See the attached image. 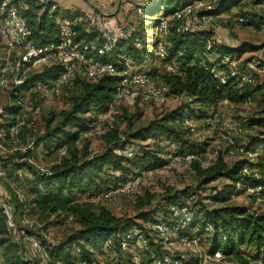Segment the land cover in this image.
<instances>
[{
  "label": "trees",
  "instance_id": "trees-1",
  "mask_svg": "<svg viewBox=\"0 0 264 264\" xmlns=\"http://www.w3.org/2000/svg\"><path fill=\"white\" fill-rule=\"evenodd\" d=\"M25 1L26 7H21L19 14L29 31V37L38 46L57 43L58 14L56 11L42 13L40 12L42 6L38 0ZM174 1L173 6L168 8L164 6L165 0H157L152 5L144 7L143 12L153 16L160 10V4H162L165 16H172L178 8L195 0ZM240 2L241 0L217 1L215 7L210 11L215 15L213 23L219 15L229 13ZM69 9L71 8L65 11L67 12ZM74 10L76 14L83 12L79 9ZM133 11L136 13V6L129 3L119 9L117 17L133 20L132 18L135 17L134 14L132 15ZM233 14L238 16L237 21L245 26L255 25L259 28L260 25L264 24V19L252 13L233 12ZM239 18H243L242 21ZM151 22L154 25L157 21L151 20ZM176 22L175 18L169 17L166 55L160 59L156 54H153L161 63L157 66L149 58L150 52L144 48L143 44L141 47L135 45L134 38L141 36L143 25L142 23L138 25L135 20L134 23L139 27L138 34L133 35L128 41H120L112 55L104 56L101 59L117 62L120 60L119 54L127 53L132 57L136 69L145 71L154 78L158 76L159 81L167 86L169 96L185 95L187 98V103L181 110L163 114L158 120H153L147 126L137 130L132 138L145 141L147 137H156L159 149L163 150L159 144L163 141L169 147L175 145L170 151L181 154L191 153L201 157L206 152V144L203 142L193 144L186 140L185 133L191 131L183 125V121L193 117L198 118L200 115L214 119V115L217 114L218 109L223 104L231 106L249 101L257 91L264 90V76L247 69L246 63L251 59L243 60L241 58V55L246 50L253 49L255 44L242 41L236 45H227L222 40H217V31L211 28H197L190 32L179 33L175 30ZM79 36L84 37L87 42L92 40L99 42L101 31L96 27L89 33L81 31ZM224 56L240 58L239 69L252 73L255 83H242L232 76L221 82L215 74L217 71H228V66L222 63ZM256 61L258 66L264 67V59H257ZM166 63H171L177 67L179 74L168 71L165 68ZM59 72V65L53 64L44 67L39 72L29 73L23 83L15 86L11 91L13 104L7 106L12 109L10 113H15L17 118L22 109V99L25 93L31 92V94L41 97L32 90L33 85L37 82L47 84L54 80ZM73 83L72 87L77 86L79 91L72 96L71 107L62 114L59 125L51 128L50 124L53 117L47 119L45 132L33 141L34 148L45 143L47 149H52L50 144L54 142L55 150H63L65 156L53 163L44 172L34 167L29 152L7 157L0 155V166L5 171L6 178L13 182L18 180L17 172L19 170H26L30 173L31 178L27 185L26 198L21 192L16 191L14 193L18 199L15 202L17 208L28 206L32 211L40 213L64 214L67 220L76 219L79 228L61 242L42 243L47 257L46 263L45 259L44 261L41 260L37 256V252L30 246L36 253L31 252L33 255L30 256L31 258H24L19 254L21 244L17 243V246L8 237L6 218L0 207V249L3 250L4 264H57V262L75 264L78 258L84 264H96L97 262L93 260L95 253L102 250L104 252V249L120 260V263L126 259L123 264H132L133 262L124 256L129 249L123 251L120 247L121 236L134 226L144 229L148 238V248L149 245H152L150 240L154 241V237L149 235V230L142 223L156 221L157 218H169L171 205L181 206L184 204L189 205L191 218L184 228L179 230L180 233L199 236L208 251L219 250L224 256L237 255L238 250L242 247H252L255 250L252 258L255 261L258 259L264 261V213L252 211L250 207L243 204H227L235 196L244 193V188L237 189L238 183L251 186L264 185V177L256 178L253 176V172L250 175L242 172L245 166L251 170L261 172L264 170V162L260 160L258 138L242 141L245 150L254 155L252 158L246 156L243 159L227 162L223 154L220 153L213 162L206 166H201L195 159L190 162L197 172L199 188L210 185L218 179H224L223 184L211 185L202 192L189 188L173 192L169 190V193L164 195L161 201L155 203L152 202L154 194L146 191L143 195L138 196L135 201L138 209H143L145 206L149 207V210H141L137 214L136 218L140 222L130 218L117 217L105 208L97 210L90 197L99 193L104 196L109 190L126 187L136 176H150L144 172L149 169L161 168L167 160L164 156L158 158L154 156L155 154L147 151L149 150L147 143L137 147V154L134 157L129 158L123 154H117L116 149H122L124 146L132 144H129L121 136L117 126H113L115 121L111 125L107 121L102 124L105 126L103 134L105 147L101 153L91 154L88 151L87 143L81 150L78 149L76 142L81 134L90 133L94 127L96 114L108 110L113 98L114 78L104 75L95 81H91L83 76H78ZM225 100L228 101V104L224 103ZM145 104L137 102L130 106L118 103L116 108L117 106L134 108ZM200 107L204 109L198 110ZM177 120L179 122H176ZM17 122L18 119L14 118L6 126V131L16 125ZM211 125H213L212 122ZM240 127L243 130L241 133L243 135L244 128L242 125ZM238 137H236V142L241 143L238 142ZM134 161H141L142 163H135L133 170H130L129 165ZM214 190H216L215 193H213ZM89 191L91 192L86 199L76 198L78 192L83 194ZM69 216H72V219H69ZM108 240H111V244H106ZM23 243L25 242L23 241ZM136 244L138 243L132 242L130 249L134 248ZM184 261L190 264L186 258Z\"/></svg>",
  "mask_w": 264,
  "mask_h": 264
},
{
  "label": "rangeland",
  "instance_id": "rangeland-1",
  "mask_svg": "<svg viewBox=\"0 0 264 264\" xmlns=\"http://www.w3.org/2000/svg\"><path fill=\"white\" fill-rule=\"evenodd\" d=\"M80 1V0H77ZM93 3H96V1ZM205 6L217 3L219 0H201ZM60 9L75 8L76 3L71 0H56ZM174 0H165L164 6L172 7ZM99 3V2H98ZM103 9H110V2L107 5L97 4ZM23 8V7H22ZM232 11V13H231ZM227 14L219 15L213 23L215 28L222 30L226 28L234 41L242 42L248 41L256 46L251 50H246L241 55L244 59H264V27H256L255 25L245 26L238 22V16L233 12L252 13L264 19V0H241ZM61 13V12H60ZM136 15L135 23H142L141 40L144 48L148 50L149 58L152 59L154 65L161 64L153 54L155 50L154 35L156 32L155 23L151 20H160L165 17V10L161 9L155 15L150 16L144 12L137 15L133 11L132 15ZM16 60V53L14 51L8 52L0 38V65L6 62L14 64ZM32 71L25 69L20 72L21 77L26 78ZM76 77H82L81 73L76 72ZM16 74H7L4 76L6 83L0 87V155L5 157L14 155H23L30 153V160L34 167L40 171H47L53 163L58 162L64 155L63 150H55V143L52 142L47 149L45 143L38 148L33 147V141L39 136L43 135L46 129V120L53 117L50 127L58 126L62 120V114L68 111L71 107V98L79 91L78 87L63 88V91L58 96L51 97H37L31 92H26L22 99V109L19 116L16 118L15 113H10L12 110L7 106L13 104V97L11 91L15 86ZM74 78V79H75ZM264 90H259L247 102L236 103L234 105H222L217 111L218 122L228 131H233L238 125L244 128L243 135L239 136L238 142L247 141L248 139L258 138L257 144L260 147V160L264 162ZM187 103L185 95L169 96L167 102L162 104L149 103L134 108H127L124 106H117L112 116L115 120L113 126H117L121 136H123L129 144H132L137 152L138 146H143L147 143L148 149L154 156L162 158L166 156L164 150L159 149L156 137H147L145 141L141 139L132 138L133 134L147 126L151 121L158 120L163 114L174 110H181ZM7 107V108H6ZM204 109L200 107L198 110ZM18 119V122L13 127L6 131V126L10 124L13 119ZM190 122L195 126V132H186V140L193 144L205 143L206 152L201 156L208 164L213 162L215 158L222 153L227 162H233L235 158H229L222 151H217V145L225 146L222 142L218 132L211 125L212 119H208L204 115L193 117ZM235 124H238L237 126ZM107 126V125H106ZM12 130V135H10ZM102 131L91 132L90 134H81L76 142L78 149L88 144V151L93 153H101L104 150L105 142L103 134L105 126H102ZM260 138V139H259ZM175 145L170 147L173 149ZM226 148V147H225ZM137 154V153H136ZM135 156V155H134ZM133 156V157H134ZM19 159V158H16ZM135 163L140 164L141 161L131 162L130 170H133ZM18 180L13 182L6 178L5 171L0 166V207L5 216L7 225V234L18 246L21 244L19 254L24 258H31L32 253H36L29 247L28 243H23V234L37 237L41 243H58L65 240L69 235L73 234L78 228L79 223L76 219L67 220L64 214L50 215L32 211L29 207L17 208L15 202L18 200L14 193L21 192L24 198L27 196V185L31 178L30 173L26 170H19L17 172ZM225 182L224 179H218L210 185L199 188V178L196 170L191 163L183 162L172 166L171 168H159L150 176H142L141 183L134 191L129 194L117 193L111 197H104L102 194H97L90 197L94 202L97 210L105 208L117 217L130 218L136 222H140L136 216L141 210H149L148 206L143 209L136 207L135 201L138 196L143 195L146 191L154 194L153 203L161 201L162 197L168 194L169 190L178 191L183 188H189L197 192H202L211 185H220ZM199 188V189H198ZM89 192L79 193L76 198L86 199ZM227 204H243L252 211L257 213H264V191L258 194L243 193L235 196ZM160 213V212H159ZM9 214V219H8ZM152 239V238H151ZM152 245L148 248L136 244L134 248L130 249L124 256L132 261V264H172L166 263L164 258L169 255L170 258H178L183 256L190 264H195L200 250L196 247H184L180 245L176 238H173V243L168 247H161V245L153 240H150ZM45 246V245H44ZM205 244L202 245L204 248ZM255 250L251 247H242L238 250L237 255L225 256L215 264H258L252 258ZM27 255V256H26ZM42 255L47 262V257L44 253L42 244ZM76 258H78L76 256ZM35 259V258H33ZM79 259V258H78ZM77 259L75 264H84ZM3 250L0 249V262L3 263ZM96 264H123L125 260L120 263L113 255L104 249L95 253L93 258ZM130 264V263H129Z\"/></svg>",
  "mask_w": 264,
  "mask_h": 264
},
{
  "label": "built area",
  "instance_id": "built-area-1",
  "mask_svg": "<svg viewBox=\"0 0 264 264\" xmlns=\"http://www.w3.org/2000/svg\"><path fill=\"white\" fill-rule=\"evenodd\" d=\"M156 1L113 0V8L109 10L101 8L96 3H91L87 11L76 14L73 8L67 12L65 11L66 9H60L55 0H38V3L42 6L40 12L49 11L51 13L56 11L58 14V42L46 46H38L29 37V31L19 14L20 8L26 7V1L0 0V38L8 52L14 51L16 53L14 64L6 62L4 65H0V87L5 85L6 80L4 76L7 74L17 75L15 78V86H18L25 80V78L23 79L21 77L20 72H24L25 69L32 72H39L44 67L53 64L59 65L60 67V72L57 77L47 84L37 82L32 87V90L37 92L41 97L58 96L62 93L63 88L72 87L76 72L81 73L83 77L91 81H95L104 75L113 77L114 91L112 101L107 111L96 114L94 127L90 133L102 131V124L105 121L109 125L115 121L112 114L118 103L133 106L137 102L146 104H162L167 102L169 99L167 86L159 81L158 76L154 78L145 71L136 69L134 61L129 54H119L120 60L117 62L101 59L104 56L112 55L120 41L130 40L139 31V27L134 23L136 15L132 18L133 20H125L117 17L113 23H110L106 18L110 17L111 14H116L117 16L119 9L129 3H133L136 6V14L139 15L143 12L144 7L150 6ZM214 7L215 4L214 6H205L201 0H195L178 8L172 16H165L163 19L158 20L155 24L156 32L154 35V53L157 57L162 59L167 52L166 36L169 31V17L176 19L175 30L179 33L190 32L197 28H211L216 31L213 24L215 15L210 12ZM161 9H163L162 4H160ZM242 19L239 18L240 21ZM260 26L264 27V24ZM96 27L101 31V39L99 42L96 40L87 42L84 37L79 36L81 31L89 33ZM217 40L220 41L219 38ZM134 42L137 47L142 46L140 37L136 36ZM222 63L228 66V71L216 72L215 75L221 82H224L227 77L232 76L242 83H255L252 73H247L239 69L241 63L240 58L224 56ZM246 65L247 69L255 71L260 76H264V67L258 66V62L255 59L249 60ZM165 68L174 74H179L177 67L171 63H166ZM224 103L228 104V101L225 100ZM176 122L179 121L177 120ZM212 123L225 145H217L218 152L222 151L229 158H235L234 160L243 159L246 156L251 158L254 156L245 150L244 143L236 142V137L240 136L243 131L240 125L237 124L238 126L236 125L237 127L233 131H228L218 122L217 114L214 115ZM183 125L189 128V131L195 132V126L189 119H185ZM10 135H12V130H10ZM159 144L166 151L165 159L167 160L161 168H171L183 162L190 163L194 159L201 166L208 164L204 159L195 154H181L170 151V147L166 142L161 141ZM115 151L117 154H123L129 158L137 153L131 145H126L124 148L116 149ZM154 171L156 170L149 169L144 174L152 175ZM242 172L247 175L253 172V176L256 178L264 177V170L262 172L251 170L248 166H245ZM140 179V176H136L128 186L109 190L104 196L109 197L117 192L128 194L138 187ZM242 188L245 190L244 193L258 194L264 190V185L251 186L249 184L238 183L237 189ZM215 192L216 190L213 191V193ZM170 215L169 218H157L156 221L142 223L149 230V235H153L154 241L160 244L161 247H168V245L173 243V238H176L177 242L184 247H196L200 252L195 264H215L225 257L219 250L210 252L206 246L203 248V243L199 236L179 232L191 218L189 205H171ZM9 217L8 214V219ZM69 219H72V216H69ZM23 241L28 243L37 252V256L44 261L42 243L37 237L23 234ZM132 242L147 248L148 238L146 237L144 229L137 226L128 229L120 238L121 249L123 251L130 250V244ZM106 244H111V240H108ZM170 257L169 255L165 256L164 260L166 263L172 261V264H187L183 256L174 259ZM256 263L264 264V261L258 259ZM57 264L62 263L57 262Z\"/></svg>",
  "mask_w": 264,
  "mask_h": 264
},
{
  "label": "crops",
  "instance_id": "crops-1",
  "mask_svg": "<svg viewBox=\"0 0 264 264\" xmlns=\"http://www.w3.org/2000/svg\"><path fill=\"white\" fill-rule=\"evenodd\" d=\"M71 1H72V3H76V7L74 9H79V10H82L83 12L87 11L90 8L91 3H93V1H91V0H80V1L71 0ZM94 1H96L97 4H100V5H107V3H109V2H110V6L113 4V0H94ZM110 8H113V6H111ZM116 17H117L116 14H111L110 17H107V19L110 21V23H113V22H115ZM216 31H217V38H219L220 40L225 42L227 45H236L238 43L237 41H234L231 38V36H230V34L226 28L222 29L221 31L218 30V28H217Z\"/></svg>",
  "mask_w": 264,
  "mask_h": 264
}]
</instances>
